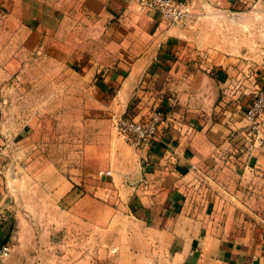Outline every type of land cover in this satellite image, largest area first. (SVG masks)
<instances>
[{
    "label": "crops",
    "instance_id": "0c3cea01",
    "mask_svg": "<svg viewBox=\"0 0 264 264\" xmlns=\"http://www.w3.org/2000/svg\"><path fill=\"white\" fill-rule=\"evenodd\" d=\"M179 1L190 16L170 24L138 0H0V230L13 209L7 190L21 184L2 145L38 121L33 110L21 116L19 98L43 92L63 69L109 120L163 112L150 147L106 138L103 192L91 176L83 192L80 166L70 181L27 182L51 189L39 209L44 247L34 246L49 264H65V221L79 242L83 217L96 221L99 203L137 223L128 233L140 249L119 261L89 251L72 264H264V148L252 144L244 119L259 82V0ZM13 217L22 235L28 219Z\"/></svg>",
    "mask_w": 264,
    "mask_h": 264
},
{
    "label": "rangeland",
    "instance_id": "374dc122",
    "mask_svg": "<svg viewBox=\"0 0 264 264\" xmlns=\"http://www.w3.org/2000/svg\"><path fill=\"white\" fill-rule=\"evenodd\" d=\"M258 6L256 51L259 73L255 79H259V82L256 92L262 84L264 71V0H259ZM55 70L57 73L59 69ZM80 81L68 70L60 69L59 74L50 78L49 87L44 86V89H41L42 83L39 82V90H44L43 92L29 93L28 99L17 100V110L21 116L32 112L31 110L39 113L37 123L27 136L22 135L14 142H4L1 148L3 151L1 155L7 159V162H12L17 167L16 172L21 184L19 187L7 190L13 205L10 216L5 219L4 229L8 232L5 244L10 248V253L6 257H0V264L50 263L48 254L35 251L34 246L36 245L37 249L44 247L43 235L44 231L45 234L47 233L48 228L45 226L47 222L42 220L40 210H42V204L48 205L47 195L51 189L40 187L37 191L31 187V184L27 186V182L31 183L34 180L36 186L42 181H57L59 175L66 181H70L75 175L79 176L77 172L81 167L83 192L87 193L85 184L89 180L85 181L86 176H91L93 179L95 177L98 184L94 183V186L99 187V192H103L99 172L102 171L100 165L107 158L106 138L112 139V136L114 138V135L118 137L120 135L112 127L103 109L95 107L97 96L79 92L73 87ZM19 95L24 98L26 96L25 93ZM18 127L20 128V125ZM99 200L105 202L103 199L99 198ZM110 207L99 203L96 209V221L83 217L79 242L77 237L76 239L73 237L77 226L74 230L73 224H70L68 220L65 221V241L67 246H70L65 253V264H72L79 256L89 255V251L96 254L99 260L117 257L116 260L119 261L128 252L137 254L140 249L139 244L128 233L137 229V223L123 219L125 216L119 205H113V207L110 205ZM86 208H89V201L83 202V211ZM17 213L28 219L27 225L21 226L23 234L19 236H16L15 232L20 227L14 226L13 217ZM32 216L38 220L30 222L29 218ZM2 222L4 224V221ZM3 224L0 226L3 227ZM33 233L37 238L35 242L29 239ZM78 243L80 248L72 250ZM129 246H132L130 251L127 249Z\"/></svg>",
    "mask_w": 264,
    "mask_h": 264
},
{
    "label": "built area",
    "instance_id": "2783aa9c",
    "mask_svg": "<svg viewBox=\"0 0 264 264\" xmlns=\"http://www.w3.org/2000/svg\"><path fill=\"white\" fill-rule=\"evenodd\" d=\"M139 8L152 9L170 24H180L190 16V4L179 0H138ZM264 71L262 84L252 102L244 112L246 131L251 137L252 144L264 148ZM163 118V112L154 110L146 120H137L127 113L110 114L112 127L131 147L135 149L150 147L154 142L158 127ZM100 175H110L109 170L100 171ZM10 248L4 244L0 249V257H6Z\"/></svg>",
    "mask_w": 264,
    "mask_h": 264
},
{
    "label": "water",
    "instance_id": "95a60500",
    "mask_svg": "<svg viewBox=\"0 0 264 264\" xmlns=\"http://www.w3.org/2000/svg\"><path fill=\"white\" fill-rule=\"evenodd\" d=\"M7 235H8V232H5L4 230H0V249L5 244Z\"/></svg>",
    "mask_w": 264,
    "mask_h": 264
}]
</instances>
